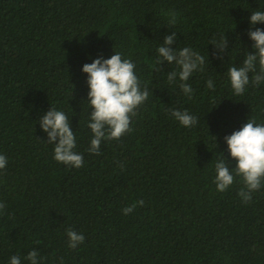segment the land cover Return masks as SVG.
Wrapping results in <instances>:
<instances>
[{
  "label": "trees",
  "instance_id": "16d2710c",
  "mask_svg": "<svg viewBox=\"0 0 264 264\" xmlns=\"http://www.w3.org/2000/svg\"><path fill=\"white\" fill-rule=\"evenodd\" d=\"M258 9L264 0H0V264H30L33 249L39 264H264V183L247 203L239 177L225 192L214 183L222 155L235 167L224 137L251 118L264 124V83L237 96L227 75L253 51L249 28L264 29L249 23ZM172 32L173 49L205 57L191 98L167 79L178 66L156 63ZM223 36L219 53L210 43ZM114 52L135 63L149 96L132 131L95 155L82 67ZM51 107L69 118L79 169L54 159L39 125ZM172 110L198 123L186 128ZM68 229L85 236L76 249Z\"/></svg>",
  "mask_w": 264,
  "mask_h": 264
},
{
  "label": "clouds",
  "instance_id": "9594fccd",
  "mask_svg": "<svg viewBox=\"0 0 264 264\" xmlns=\"http://www.w3.org/2000/svg\"><path fill=\"white\" fill-rule=\"evenodd\" d=\"M176 15V13L171 14L170 24H175ZM249 23L251 26L264 24V10L252 11ZM248 36L253 42V51H246L240 66L234 65L227 70L230 86L237 96L243 95L250 83L255 87L264 83V29L253 30L250 27ZM175 42V32L164 37L163 44L156 49V63L160 66L165 61L169 65L176 64L179 71L168 72L167 79L169 83H175L178 79L182 92L191 98L193 88L187 81L194 72L204 70L205 57L190 47L177 51L172 47ZM210 44L219 53H224L228 49L226 36L221 37L219 41L214 39ZM135 68V63L129 58H124L119 52H114L108 59L99 57L83 65L82 72L87 74L89 88L87 96L91 109L87 125L92 133L90 147L87 150L89 153L100 155L102 141L119 140L132 131L131 120L149 96L147 87L141 88ZM206 86L210 90H215L212 79H208ZM171 116L186 128L198 123L197 117L187 110H172ZM39 125L47 134V143L54 145V159L57 162L76 169L83 167L84 157L76 151V135L68 116L63 111L51 107L39 118ZM224 140L229 156L235 161V167H230L225 156L222 155L215 164L216 189L219 192L227 191L236 182V177H239L244 187L240 189L238 195L247 203L252 199L251 193L259 190L264 183V124H258L254 118L248 119L239 130L225 136ZM6 166L7 158L0 154V170L5 169ZM143 204V200L137 201L123 208L122 212L125 215L130 214L138 205L143 206ZM4 208L5 205L0 202V212ZM67 237L68 247L71 249H76L85 241L83 234L72 229L67 230ZM38 255L33 249L25 259L30 264H39ZM10 264H21L20 257L12 256Z\"/></svg>",
  "mask_w": 264,
  "mask_h": 264
}]
</instances>
